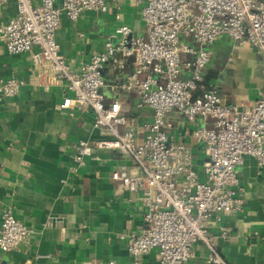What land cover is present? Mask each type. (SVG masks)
Masks as SVG:
<instances>
[{
    "label": "built area",
    "instance_id": "built-area-1",
    "mask_svg": "<svg viewBox=\"0 0 264 264\" xmlns=\"http://www.w3.org/2000/svg\"><path fill=\"white\" fill-rule=\"evenodd\" d=\"M118 1L0 0V10L11 2L16 6L15 16L0 25V42L8 55L32 53L41 77L64 84L68 96L60 109L89 112L94 129L109 133V140L74 146L76 169L94 149L118 151L138 168L136 175H113L123 189L141 193L145 207L142 232L128 237L131 264H140L139 259L153 250L158 251V264H186L198 243L207 249L208 264H228L217 250L209 223L243 209L236 186L244 158L251 156L264 167V90L249 105H227L217 87L205 84L204 72L211 60L208 48L222 37L255 49L264 60V0H131L141 10L144 34L118 26L104 50L73 72L56 43L61 17L77 22L85 12L105 13L109 2ZM183 38L195 46L183 43ZM185 55L192 60L184 61ZM129 63L133 73L120 89L136 93L138 107H148L153 114L152 121L140 125V132L118 102L107 106L101 94L104 68L111 64L122 70ZM262 75L264 79V65ZM24 84L1 81L0 102ZM173 112L188 123L198 118L213 121L212 128L192 133L206 154L200 172L191 148L169 141L168 117ZM32 234L13 209L2 211L1 251H14Z\"/></svg>",
    "mask_w": 264,
    "mask_h": 264
},
{
    "label": "crops",
    "instance_id": "crops-1",
    "mask_svg": "<svg viewBox=\"0 0 264 264\" xmlns=\"http://www.w3.org/2000/svg\"><path fill=\"white\" fill-rule=\"evenodd\" d=\"M15 13L14 2L3 6L0 25ZM120 25L144 34L141 10L134 1L109 2L107 12H85L77 22L62 16L56 43L71 70L78 72L102 52ZM182 42L195 46L191 39ZM208 50L211 60L204 72L205 84L217 87L227 105L243 107L256 101L264 90L263 57L228 37ZM183 60L192 57L185 55ZM133 70L132 63L122 70L108 64L101 94L107 106L118 102L122 114L140 132L142 123L152 121V110L140 109L139 96L120 89ZM6 80L25 84L16 95L0 102V221L2 211L11 208L33 234L10 253L0 249V264H131L128 237L142 232L145 207L141 193L123 189L113 175H136V165L118 151L94 149L85 165L76 169L74 146L81 141L109 140V133L94 129L89 112L60 109L68 96L64 84L41 77L32 53L8 55L0 42V82ZM168 119L170 143L189 146L200 172L206 154L192 133L196 128H212L213 121L198 118L188 123L177 112ZM237 180L243 209L222 215L220 220L213 217L209 231L228 264H264V167L246 156ZM207 253L198 243L186 264H208ZM139 263L158 264V251L142 256Z\"/></svg>",
    "mask_w": 264,
    "mask_h": 264
}]
</instances>
